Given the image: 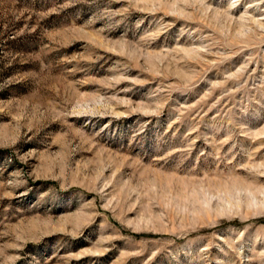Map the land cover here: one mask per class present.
I'll return each instance as SVG.
<instances>
[{"label": "rangeland", "instance_id": "rangeland-1", "mask_svg": "<svg viewBox=\"0 0 264 264\" xmlns=\"http://www.w3.org/2000/svg\"><path fill=\"white\" fill-rule=\"evenodd\" d=\"M0 264H264V0H0Z\"/></svg>", "mask_w": 264, "mask_h": 264}]
</instances>
